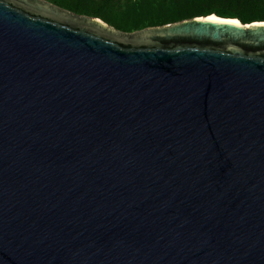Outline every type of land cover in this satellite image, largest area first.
<instances>
[{"label": "water", "instance_id": "95a60500", "mask_svg": "<svg viewBox=\"0 0 264 264\" xmlns=\"http://www.w3.org/2000/svg\"><path fill=\"white\" fill-rule=\"evenodd\" d=\"M0 264H264V23L0 0Z\"/></svg>", "mask_w": 264, "mask_h": 264}, {"label": "trees", "instance_id": "16d2710c", "mask_svg": "<svg viewBox=\"0 0 264 264\" xmlns=\"http://www.w3.org/2000/svg\"><path fill=\"white\" fill-rule=\"evenodd\" d=\"M77 16L101 20L132 34L215 16L242 25L264 23V0H41Z\"/></svg>", "mask_w": 264, "mask_h": 264}, {"label": "bare ground", "instance_id": "6f19581e", "mask_svg": "<svg viewBox=\"0 0 264 264\" xmlns=\"http://www.w3.org/2000/svg\"><path fill=\"white\" fill-rule=\"evenodd\" d=\"M213 19V18H212Z\"/></svg>", "mask_w": 264, "mask_h": 264}]
</instances>
